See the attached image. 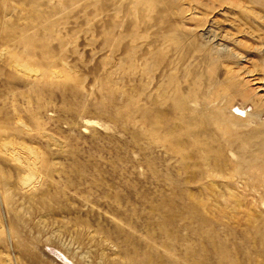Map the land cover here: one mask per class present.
<instances>
[{
  "label": "rangeland",
  "instance_id": "rangeland-1",
  "mask_svg": "<svg viewBox=\"0 0 264 264\" xmlns=\"http://www.w3.org/2000/svg\"><path fill=\"white\" fill-rule=\"evenodd\" d=\"M0 264H264V0H0Z\"/></svg>",
  "mask_w": 264,
  "mask_h": 264
}]
</instances>
